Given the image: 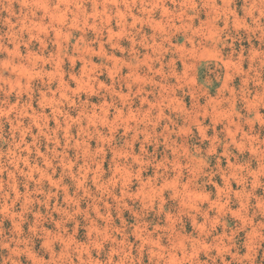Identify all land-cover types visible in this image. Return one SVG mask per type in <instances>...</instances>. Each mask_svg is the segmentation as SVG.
I'll return each instance as SVG.
<instances>
[{
  "label": "rangeland",
  "instance_id": "1",
  "mask_svg": "<svg viewBox=\"0 0 264 264\" xmlns=\"http://www.w3.org/2000/svg\"><path fill=\"white\" fill-rule=\"evenodd\" d=\"M0 264H264V0H0Z\"/></svg>",
  "mask_w": 264,
  "mask_h": 264
}]
</instances>
